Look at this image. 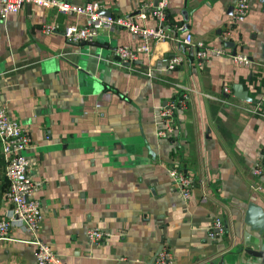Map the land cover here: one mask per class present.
<instances>
[{
	"label": "crops",
	"instance_id": "crops-1",
	"mask_svg": "<svg viewBox=\"0 0 264 264\" xmlns=\"http://www.w3.org/2000/svg\"><path fill=\"white\" fill-rule=\"evenodd\" d=\"M101 1V13L115 16L145 0ZM233 1L168 0L170 23H185L203 43L229 53L202 63L188 58L170 71L164 60L179 52L174 41L152 43L149 56L118 66L113 49L139 42L123 27L75 43L62 31L83 16L26 3L0 20V106L31 137L25 154L42 210L39 237L62 264H148L162 247L172 264H217L241 239L247 202L264 210V183L250 188V166L264 148V110L252 112L264 96V0H250L231 32L235 44L222 43ZM136 22L155 25L149 17ZM233 53L249 63L235 62ZM147 69L151 77L141 74ZM176 84L188 101L174 113V134L159 138L155 114ZM238 84L251 101L233 95ZM172 164L191 178L186 199L167 174ZM4 183L0 156V214ZM215 216L223 231L209 237ZM89 227L109 235L93 244ZM10 237L0 239V264H32L29 234L14 227Z\"/></svg>",
	"mask_w": 264,
	"mask_h": 264
},
{
	"label": "built area",
	"instance_id": "built-area-1",
	"mask_svg": "<svg viewBox=\"0 0 264 264\" xmlns=\"http://www.w3.org/2000/svg\"><path fill=\"white\" fill-rule=\"evenodd\" d=\"M34 4L41 8H54L56 11L64 12L77 17L83 16L82 24H69L63 28L62 35L75 43H88L93 41L101 29H111L115 26L125 28L130 34L137 36L139 42L130 45H119L113 49L115 61L114 65L131 66L137 60L139 54L149 56L151 44L158 41H174L179 46V52L170 55L164 60L165 70L170 71L188 58L192 61L202 63L213 56H223L229 53L224 46H208L191 32L187 31L185 23H170L167 15L168 0H145L141 2L135 10L128 15L102 14L103 3L101 0H92L80 4L72 5L63 0H0V20L4 19L8 13L16 12L23 4ZM250 9V0H234L232 11L228 20V25L222 31L220 42H233L232 31L237 29ZM152 18L154 26L146 27L140 25L136 20ZM172 30L183 31L180 38L171 33ZM45 32L55 31L51 25L44 26ZM235 44V43H234ZM231 59L239 64L247 65L249 60L246 56L233 53ZM146 77L152 76L151 69L141 71ZM175 91L171 99L159 106L156 111L157 129L156 136L159 138H169L174 133V113L183 109L188 101L185 88L175 85ZM223 92L229 93L227 87ZM264 110V96L260 97L253 109V113ZM31 137L28 135L18 120L8 115L6 109L0 106V156L2 160V173L4 187L1 189V205L3 212L0 214V239H11L10 233L14 227L26 231L29 234L26 242L34 245L32 264H62L57 253L48 243L39 237V229L42 220V210L38 199L34 196L37 184L32 180L29 172V162L25 152L31 146ZM250 174L252 182L250 188L260 191L264 183V148L261 156L251 166ZM167 174L175 190L180 193L183 199L191 194V178L185 170L176 165L167 168ZM223 231L222 220L218 216L211 219L207 227V235L215 237ZM85 235L93 244H98L109 235V232L96 227H89L85 230ZM150 264H172V257L167 248H160L153 256Z\"/></svg>",
	"mask_w": 264,
	"mask_h": 264
},
{
	"label": "water",
	"instance_id": "water-1",
	"mask_svg": "<svg viewBox=\"0 0 264 264\" xmlns=\"http://www.w3.org/2000/svg\"><path fill=\"white\" fill-rule=\"evenodd\" d=\"M91 55L97 56L96 53ZM233 92V95L240 100L251 101L239 84L233 86ZM241 219L245 226L242 228L241 239L235 248L228 251L227 258L222 256L217 264H264V210L254 201L249 200ZM150 262L151 259L148 264Z\"/></svg>",
	"mask_w": 264,
	"mask_h": 264
},
{
	"label": "trees",
	"instance_id": "trees-1",
	"mask_svg": "<svg viewBox=\"0 0 264 264\" xmlns=\"http://www.w3.org/2000/svg\"><path fill=\"white\" fill-rule=\"evenodd\" d=\"M2 189V188H1Z\"/></svg>",
	"mask_w": 264,
	"mask_h": 264
}]
</instances>
